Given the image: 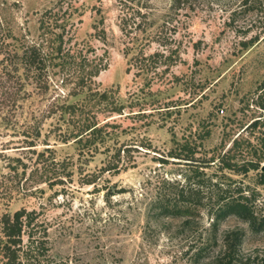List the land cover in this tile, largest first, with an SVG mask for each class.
Here are the masks:
<instances>
[{"label": "rangeland", "instance_id": "1", "mask_svg": "<svg viewBox=\"0 0 264 264\" xmlns=\"http://www.w3.org/2000/svg\"><path fill=\"white\" fill-rule=\"evenodd\" d=\"M66 1L73 5L66 46L76 45L89 58L102 60L106 69L94 79L95 86L100 91H117V101L125 107L122 115L110 117L99 108L97 121L100 125L109 123L107 131L113 129L111 145L115 149L131 148L121 152L120 166L125 170L114 176L100 175L96 186H87L85 179L105 165L106 156L100 153L103 148L96 154L80 155L73 142L61 143L57 135L65 128L62 121L59 131L54 118H47L33 150L25 147L24 117L45 105L40 97L27 102L23 114L12 117L9 124H0V214L18 209L35 211L47 235L46 252L35 248L25 264H194L192 254L197 247L216 237L217 247L206 252L210 258L206 263L213 264L223 250L224 234L232 230L243 232L232 264H264V232L253 233L236 217L220 222L214 234L209 231L210 217L203 210L192 216L189 229L182 228V220H146V204L162 181L176 178L183 184L184 177L177 173L189 174L188 165L168 157L177 145L186 142L197 149V160L214 157V165L205 171L224 182L227 195L236 194L240 188L254 190L253 208L258 214L264 213L260 170L243 176L221 169L226 163L240 165L264 157V126L253 128L251 124L264 118V110L257 104H264V0H257L250 11L241 8L239 0H186L176 14L170 10L171 0ZM55 2L0 0V18L15 34L28 33L36 39L40 14ZM139 8L140 14L147 16L141 37L153 36L161 25L164 31L178 27L173 37L180 45L181 62L154 78L150 86L149 74L136 76L135 69L126 72L135 46L121 31V23ZM100 30L104 36L97 34ZM144 37L142 44L146 45ZM253 39V45L243 46ZM125 48L132 53L125 54ZM156 48L152 42L145 46V53ZM60 80V76L54 77L58 85ZM70 87L59 90L65 95ZM82 97H68L67 102ZM44 141L47 146L42 145ZM140 141L151 148L139 147ZM235 141L238 144L234 146ZM44 148L53 151L56 163H68L67 171L71 172L52 187L31 178L35 168L32 151ZM7 158H17L20 163ZM9 163L16 165L15 171ZM109 187L123 192L107 198ZM24 244L28 245L26 239Z\"/></svg>", "mask_w": 264, "mask_h": 264}, {"label": "trees", "instance_id": "2", "mask_svg": "<svg viewBox=\"0 0 264 264\" xmlns=\"http://www.w3.org/2000/svg\"><path fill=\"white\" fill-rule=\"evenodd\" d=\"M239 1V6L246 11L254 9L257 4V0ZM184 2L186 0H171L170 10L176 14L184 7ZM72 6L70 1L56 0L51 8L41 13L36 39L30 38L28 33L15 34L13 29L0 18V124H9L12 117L23 114L27 102L34 97H40L45 105L26 113L24 117L25 147L28 151L33 150L32 148L41 138V130L47 118H54V125L57 128L55 129L59 131L62 121L65 128L57 135V140L61 143L73 142L80 155L84 152L96 154L100 152V148H103L100 153L106 156L105 165L97 174L89 175L83 183L94 187L100 175L114 176L125 170V167L120 166L121 152H128L131 147L115 149L114 145H111L112 135H115L113 129L107 131L109 123L100 125L97 121L99 108H102L110 117L122 115L125 107L118 103L117 91L112 89L100 91L95 86L94 79L106 69L102 60L97 57L89 58L83 54V50L76 48V45L66 46L70 42V38H65L69 34V30L66 29L69 25ZM146 19L147 16L140 14L139 8L135 15H131L124 22L122 20L121 31L135 46L133 47L135 54L129 59L126 72L130 73L135 69L136 76L149 74L148 86H150L154 78L162 76L171 66L180 63L181 57L180 45L173 37L178 30L176 26H171L165 31L164 25L159 26L153 36H143L146 45L142 44L141 36L145 34ZM171 21L165 23L169 24ZM99 24H103L102 19L99 20ZM97 32L104 36L103 30ZM137 41H140L138 45ZM152 42L157 44V48L152 53L146 54L144 48ZM255 42L256 39H253L242 44L247 48ZM130 52L132 53V50L125 48V54L128 55ZM162 67L164 69L159 71L158 68ZM55 69L58 70L54 71ZM55 76H60V85L54 81ZM175 80L177 82L178 79ZM66 85L71 87L64 95L59 89ZM78 96H83L80 101L67 102L68 97ZM257 104L264 110V104ZM168 107L171 106L163 108ZM251 124L253 128L264 126V118L257 119ZM139 144L141 148H151L148 143L140 141ZM237 144L235 141L234 146ZM42 145L47 146V141H44ZM261 146L264 147V139L261 140ZM32 152L35 154V168L31 178L37 183H48L49 187H52L70 176L71 172L67 171L69 164L65 161L56 163L50 148ZM196 153L197 149L187 142L177 145V149L169 153L168 157L176 159L177 164H186L190 167L189 174L177 173V176L184 177L183 184L176 178L162 181L159 191L146 204L148 207L146 220L151 222L182 220V228L189 229L192 216L203 210L210 217L209 231L212 234L220 222L231 216L247 223L253 233L264 232V213H256L252 205L255 201L254 190L240 188L237 189L236 194L227 195V189L225 190L222 185L224 182L216 175L212 177L205 171L208 166L214 165V157L197 160ZM254 153L257 155L256 150ZM7 160L20 163L17 158H7ZM179 160H183L184 163H180ZM261 162H264V157L258 156L255 162L247 161L240 165L226 163L221 169L227 168L234 174L243 176L250 171L260 170L258 184L264 185V173L260 169ZM8 165L11 167L10 163ZM57 165L59 169L56 170ZM11 168L15 171L17 167L14 165ZM25 169L23 165V175ZM121 192L123 190L109 187L106 189V196L110 198ZM244 192H248L247 195ZM46 236L45 229L38 222L35 211L18 209L13 213H1L0 264H25L24 260L28 259L35 248L46 252ZM242 237L241 230L226 232L223 250H220L218 256L213 257L215 260L213 264L221 262L232 264L238 255ZM24 239L27 240L28 245L24 244ZM213 246L217 247L216 237L207 238L202 247H197L192 254L194 264H207L210 258L207 257L206 252Z\"/></svg>", "mask_w": 264, "mask_h": 264}, {"label": "water", "instance_id": "3", "mask_svg": "<svg viewBox=\"0 0 264 264\" xmlns=\"http://www.w3.org/2000/svg\"><path fill=\"white\" fill-rule=\"evenodd\" d=\"M260 169H261V172L264 173V165H262Z\"/></svg>", "mask_w": 264, "mask_h": 264}]
</instances>
